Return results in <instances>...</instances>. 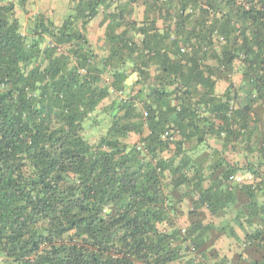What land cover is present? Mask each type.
I'll return each mask as SVG.
<instances>
[{"label":"trees","instance_id":"16d2710c","mask_svg":"<svg viewBox=\"0 0 264 264\" xmlns=\"http://www.w3.org/2000/svg\"><path fill=\"white\" fill-rule=\"evenodd\" d=\"M27 3L0 0V264H264V0Z\"/></svg>","mask_w":264,"mask_h":264},{"label":"crops","instance_id":"0c3cea01","mask_svg":"<svg viewBox=\"0 0 264 264\" xmlns=\"http://www.w3.org/2000/svg\"><path fill=\"white\" fill-rule=\"evenodd\" d=\"M102 15L98 14V16H96L94 19L90 20V22L87 25V36L89 38V40L91 41V43L95 46V48L97 49H102L103 48V31H104V27L105 24H102ZM207 142L209 143V148H204V150H200L202 148V145L198 147L197 150H195L194 152L191 151L193 153V157L196 156V153L200 150L202 154L200 155H209L210 158H217L218 156H220L219 154H221V156H229L231 157V159H229L228 157L225 158V160L223 161L224 165L222 166L223 168H225V164H227V162H231L233 163V160L235 161H243V151H240V153L238 154H234V152L232 151H222V148H220V143L219 141L213 139V138H208ZM195 143L196 140L194 137H191L189 142H187L185 144V147L187 150L193 149L195 148ZM215 150V153L213 152ZM218 150V151H216ZM217 152V153H216ZM231 160V161H230ZM219 171V170H218ZM208 173V172H207ZM248 174L243 173L241 174L242 177H247ZM236 198L237 201L239 203L240 206H242L245 202V195L243 192L240 191H236ZM184 216V214H183ZM237 259V258H236Z\"/></svg>","mask_w":264,"mask_h":264},{"label":"rangeland","instance_id":"374dc122","mask_svg":"<svg viewBox=\"0 0 264 264\" xmlns=\"http://www.w3.org/2000/svg\"><path fill=\"white\" fill-rule=\"evenodd\" d=\"M68 5V0H28L26 10L29 15L35 14L36 12H45L57 23L68 13ZM18 14L25 24L24 15L19 10ZM91 131L94 132V129Z\"/></svg>","mask_w":264,"mask_h":264},{"label":"built area","instance_id":"2783aa9c","mask_svg":"<svg viewBox=\"0 0 264 264\" xmlns=\"http://www.w3.org/2000/svg\"><path fill=\"white\" fill-rule=\"evenodd\" d=\"M79 72L80 73H83L84 72V69H82V68H80L79 69ZM134 78V77H133ZM130 84H131V81H130ZM119 96L120 95H122V93L119 91L118 93H117ZM165 134H167V133H165ZM165 136V135H164ZM247 177L248 178H250V175L248 174L247 175ZM243 179V177L240 175V174H237V175H231V176H229V178H228V182L229 183H233V182H239V181H241ZM184 230H182V232H183Z\"/></svg>","mask_w":264,"mask_h":264}]
</instances>
